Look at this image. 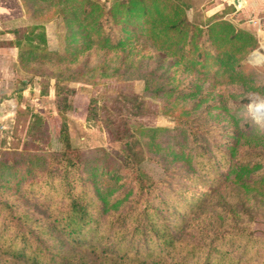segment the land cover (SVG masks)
<instances>
[{"label":"trees","instance_id":"16d2710c","mask_svg":"<svg viewBox=\"0 0 264 264\" xmlns=\"http://www.w3.org/2000/svg\"><path fill=\"white\" fill-rule=\"evenodd\" d=\"M19 1L28 21L0 46L18 48L19 71L43 78L42 94L55 77L63 117L75 94L63 82L102 79L130 93L142 82V95L124 96L127 113L145 115L149 100L176 124L130 123L118 107L103 122L122 156L85 154L65 123L57 152H0V264H264L253 231L264 217V128L247 109L252 93L264 99V68L248 60L254 34L191 20L195 0ZM96 100L88 113L99 118ZM145 156L163 180L138 169Z\"/></svg>","mask_w":264,"mask_h":264},{"label":"rangeland","instance_id":"374dc122","mask_svg":"<svg viewBox=\"0 0 264 264\" xmlns=\"http://www.w3.org/2000/svg\"><path fill=\"white\" fill-rule=\"evenodd\" d=\"M192 4L193 8L189 10L188 15L193 21L205 23L208 20H218L220 18L229 20L220 14L214 15L210 19L206 18L205 15H209L207 14L209 12V9H207L209 3ZM0 16L4 18V21L0 19V43L3 42L2 39L4 38L9 40L15 39V35L9 33L8 30L21 27L22 25L18 22L19 20L25 19L24 21H26V15L21 2L19 0H0ZM15 16L17 17L14 18ZM233 23L239 28L254 34L252 30L248 29L247 24L244 23V27H241L239 24ZM23 26H26V24L23 23ZM54 31L55 27L48 30L51 47L57 43ZM254 36L256 37L255 34ZM1 53L0 76L2 78H0V85L3 86L0 88V152L14 149L23 150L26 148L29 150L43 149L46 152H57L62 147V144L58 140L60 127L65 123L73 145L83 150L85 154L89 150L104 149L110 151L113 155L122 156L124 155L122 143L113 140L103 122L105 121V117L110 113L117 114L116 118L119 117L118 107L123 111L121 115L127 117L130 123L140 122L148 127L166 128H172L176 124L172 116L158 114L159 105L157 103L152 104L149 100L146 101L147 112L145 115L135 116L130 112L127 113L131 104L127 103L128 108L126 109L124 96L127 94L142 95V82H135V87L132 89L135 93H130L128 92V88L123 87L122 83H110V81L106 82V80L102 79L97 85L84 81L63 82L68 88L75 89V94L71 97L74 109L73 111H68L65 117H63L57 109L58 95L55 87V77H49V80L44 78L50 82V87L46 94H42L40 81L43 78L19 71L17 67L18 48L6 46L5 50ZM250 56L248 60L251 65L264 68V64H253L250 61ZM21 81L26 82V85H23ZM92 98H97L99 118L88 113L89 103ZM259 103L263 106L264 99L260 95L252 93L250 101L247 104V109L254 121L264 128V115H262L264 107L257 111V119L254 117L252 110L253 105ZM102 107L105 108L102 109ZM35 115L40 116L41 121L39 122L38 129L32 132L31 127L35 122ZM138 169L154 180L161 181L165 178L164 169L152 156H145L139 163ZM253 231L255 235L264 237V217L258 216L255 219Z\"/></svg>","mask_w":264,"mask_h":264},{"label":"crops","instance_id":"0c3cea01","mask_svg":"<svg viewBox=\"0 0 264 264\" xmlns=\"http://www.w3.org/2000/svg\"><path fill=\"white\" fill-rule=\"evenodd\" d=\"M235 2L240 4L237 6ZM194 3H209V6H207V9H209L207 14L209 15H205L206 18L210 19L212 16L220 14L241 27H244V23L247 24L248 29L253 31L258 40V47L250 56V61L257 65L264 64V0H204L202 2L201 0H195ZM0 19L4 21L1 16ZM2 40L8 42L14 40V38L10 40L4 38ZM5 47L0 46V54L5 50ZM11 48L13 47L11 46ZM0 78L2 77L0 76ZM0 86L2 88L3 85Z\"/></svg>","mask_w":264,"mask_h":264},{"label":"water","instance_id":"95a60500","mask_svg":"<svg viewBox=\"0 0 264 264\" xmlns=\"http://www.w3.org/2000/svg\"><path fill=\"white\" fill-rule=\"evenodd\" d=\"M235 4H237V6L240 4V3H237V2H235ZM254 117L256 118V115L254 114ZM257 119V118H256Z\"/></svg>","mask_w":264,"mask_h":264}]
</instances>
